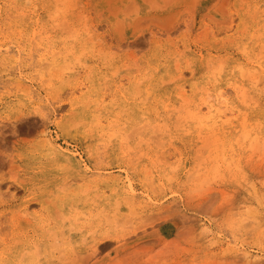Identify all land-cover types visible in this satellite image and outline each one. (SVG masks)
I'll return each mask as SVG.
<instances>
[{
	"label": "rangeland",
	"instance_id": "1",
	"mask_svg": "<svg viewBox=\"0 0 264 264\" xmlns=\"http://www.w3.org/2000/svg\"><path fill=\"white\" fill-rule=\"evenodd\" d=\"M263 25L264 0H0V264H264Z\"/></svg>",
	"mask_w": 264,
	"mask_h": 264
},
{
	"label": "bare ground",
	"instance_id": "2",
	"mask_svg": "<svg viewBox=\"0 0 264 264\" xmlns=\"http://www.w3.org/2000/svg\"><path fill=\"white\" fill-rule=\"evenodd\" d=\"M169 21H170V20H169ZM263 26H264V25H263ZM242 77H243V76H242ZM243 95H244V94H243ZM221 112H222V111H221ZM223 112H224V111H223ZM228 115H229V114H228ZM246 118H247V117H246ZM207 119H208V118H206V121H207ZM209 119H210V118H209ZM221 119H222V118H221ZM244 120H245V119H244ZM224 124H225V123H224ZM246 124H247V123H246ZM202 125H203V124H202ZM202 125H201V126H202ZM202 128H203V127H202ZM243 134H244V133H243ZM244 135H245V134H244ZM201 136H202V135H201ZM209 136H212V133H211V135H209ZM239 136H241V134H240ZM248 136H249V135H248ZM245 137H247V135H245ZM245 137H244V138H245ZM205 139H206V138H205ZM218 139H219V138H218ZM240 139H241V138H240ZM246 139H247V138H246ZM252 139H253V138H252ZM220 140H221V139H220ZM256 140H257V137H256ZM258 140H259V139H258ZM258 140H257V141H258ZM199 141H200V140H199ZM207 141H208V139H207ZM243 141H245V140H242V142H243ZM263 141H264V140H263ZM263 141H262V142H263ZM214 142H215V141H213V143H214ZM213 143H212V144H213ZM216 143H217V142H216ZM252 143H253V142H252ZM253 144H254V143H253ZM253 144H251V145H253ZM262 144H263V143H262ZM255 145H256V144H255ZM209 146H210V145H209ZM220 146H221V145H220ZM256 146H257V145H256ZM251 147H252V146H251ZM254 147H255V146H254ZM254 147H252V148H254ZM217 150H218V148L215 147V151H217ZM209 152H210V151H209ZM221 152H222V151H221ZM221 154L223 155V153H221ZM60 157H61V156H60ZM223 160H224V159H223ZM3 164H4V163H3ZM80 258H81V257H80ZM82 258H84L83 255H82ZM81 260H82V259H81ZM84 260H85V259H84ZM84 260H83V261H84ZM83 261H82V262H83Z\"/></svg>",
	"mask_w": 264,
	"mask_h": 264
}]
</instances>
